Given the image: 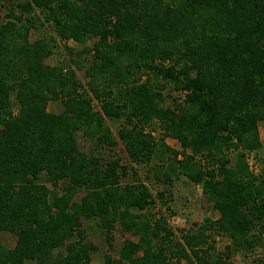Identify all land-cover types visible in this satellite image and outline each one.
Listing matches in <instances>:
<instances>
[{"label": "trees", "instance_id": "obj_1", "mask_svg": "<svg viewBox=\"0 0 264 264\" xmlns=\"http://www.w3.org/2000/svg\"><path fill=\"white\" fill-rule=\"evenodd\" d=\"M15 1L0 0V232L15 238L0 241V264H90L84 220L108 242L117 226L132 236L103 264H238L264 249V172L247 161L262 145L264 0ZM46 27L66 42L97 39L90 59L48 65L56 38L31 40ZM168 89L184 99L167 105ZM122 119L116 137L108 123ZM119 141L162 186L157 199L140 180L123 183L134 169L103 153ZM182 176L219 216L178 236L150 209Z\"/></svg>", "mask_w": 264, "mask_h": 264}, {"label": "rangeland", "instance_id": "obj_2", "mask_svg": "<svg viewBox=\"0 0 264 264\" xmlns=\"http://www.w3.org/2000/svg\"><path fill=\"white\" fill-rule=\"evenodd\" d=\"M26 0H16V3H21ZM0 20L6 16L7 11L2 9L0 11ZM55 37L57 46L54 50V53L46 59V63L50 66L70 65L71 61L75 59H81L83 62L90 59L89 51L93 47L97 39H92L88 41L85 45H79L74 41H62L60 38L56 37L51 28L46 27L38 31H33L31 34V40L40 39L42 37ZM89 50V51H88ZM88 51V52H87ZM66 69V68H65ZM79 80L85 85L87 80L85 78V69H76ZM87 89V87H85ZM172 98H167V105H173L174 97L184 99V96L178 92H174L171 89L165 91L169 93ZM94 108L100 110L99 103L93 101ZM63 110V107L60 103H51L49 104V111L56 114L60 113ZM116 137H118V130L126 126L124 119L116 123H108ZM155 131L154 135L156 138L161 136V131H158L156 125L154 126ZM150 129H147L149 132ZM259 131L261 138V147L255 151H251L247 154V161L250 167V170L256 174L261 175L264 172V122L259 123ZM80 148L85 152L92 151V142L85 141L82 137V134L78 135ZM168 146L172 149L180 150L181 147L179 143L171 138L166 140ZM103 153L107 156H119L122 157V163L129 165L134 169L135 172L128 170V174L124 178L123 183H132L134 181L140 180L151 190V193L157 199V192L160 191L162 186L154 178V174L149 170L145 165H137L131 163L128 159L126 152L124 151L123 143L119 141L117 147L114 150L103 149ZM231 166L235 164V156L231 155ZM171 192L167 193L166 200L159 201L157 204L150 209V212L156 215V217H162L166 220L168 225L175 231L179 236L182 230L189 229L194 227L195 224H203L205 219L210 218L215 220L218 218V213L213 210V203L209 198L204 194L203 189L200 185H197L191 182L185 176H182L178 179L174 186L171 187ZM82 195H77L76 200H80ZM166 201V202H165ZM84 228L86 230V241L91 242L94 246L97 247V251L92 254L90 264H103L104 257L106 255H112L114 258H118L119 251L123 245V242L127 239H132V236L125 234L119 226L112 233V240L107 241L106 235L102 232L99 224L96 220H84ZM134 239V238H133ZM0 241L7 247L12 248L15 245V238L10 236L8 233L0 232ZM217 247L219 250L224 249L227 245L228 240L225 237L216 236ZM264 254L263 248H258L252 253H241L234 256V261L238 264H258V259ZM181 264H188L182 262Z\"/></svg>", "mask_w": 264, "mask_h": 264}]
</instances>
